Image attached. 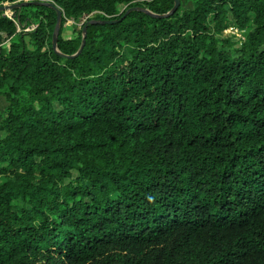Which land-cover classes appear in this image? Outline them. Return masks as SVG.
I'll use <instances>...</instances> for the list:
<instances>
[{
    "label": "trees",
    "instance_id": "16d2710c",
    "mask_svg": "<svg viewBox=\"0 0 264 264\" xmlns=\"http://www.w3.org/2000/svg\"><path fill=\"white\" fill-rule=\"evenodd\" d=\"M41 1L81 49L0 10V264H264V0Z\"/></svg>",
    "mask_w": 264,
    "mask_h": 264
},
{
    "label": "water",
    "instance_id": "95a60500",
    "mask_svg": "<svg viewBox=\"0 0 264 264\" xmlns=\"http://www.w3.org/2000/svg\"><path fill=\"white\" fill-rule=\"evenodd\" d=\"M180 0H174L173 6L165 13H153L151 11H149L148 9L144 8V7H140V6H136V5H131L129 7H127L125 9V11L123 12V14L121 15L124 16L127 12L131 11V10H140V11H144L147 14H150L152 16L155 17H162V16H168L170 13H172L177 6L179 5ZM25 4H42V5H46L48 7H51L53 10H55L56 12V22H55V28L54 31L52 33V47L54 48V50L61 56H73L74 54L78 53L81 49V46L78 48V50L76 51V53H74L73 55H66L63 54L61 52H58L56 49V37H57V33L59 31V25H60V19H61V15H62V11L61 9L54 4L52 1H41V0H22L19 2H13V3H6V4H1L0 5V10H11L14 7L17 6H21V5H25ZM117 19H111V18H105V19H100V20H96V19H87L84 21L83 25H82V30H83V35L85 34V30H86V26L89 23H114L116 22ZM83 43V42H82ZM82 45V44H81Z\"/></svg>",
    "mask_w": 264,
    "mask_h": 264
},
{
    "label": "rangeland",
    "instance_id": "374dc122",
    "mask_svg": "<svg viewBox=\"0 0 264 264\" xmlns=\"http://www.w3.org/2000/svg\"><path fill=\"white\" fill-rule=\"evenodd\" d=\"M181 2H182V5L183 6H186V7H190L191 6V1L190 0H181ZM6 3H10V2H6V1L3 2V4H6ZM119 8L122 9L123 8L122 5L119 6ZM4 13L7 14V15H9V16L11 15V11L10 10H5ZM90 16H91V14H89L87 17H90ZM87 17L82 18L80 21H78L76 23V25L79 27V25L81 24V22L85 21L87 19ZM70 22H72V21L69 20L66 23H64V29H63V34L64 35H69L70 33H72V31L70 29V26H69ZM17 27L20 28L19 24H17ZM229 30H231V29H227L225 33H227V34H233L235 32L234 30H233V32L232 31H229ZM243 31L244 30H238V31H236L237 34H235V36L238 37V34L239 35H242L243 34ZM4 103H5L4 97L2 95H0V115H1L2 109L4 107Z\"/></svg>",
    "mask_w": 264,
    "mask_h": 264
},
{
    "label": "built area",
    "instance_id": "2783aa9c",
    "mask_svg": "<svg viewBox=\"0 0 264 264\" xmlns=\"http://www.w3.org/2000/svg\"><path fill=\"white\" fill-rule=\"evenodd\" d=\"M227 29H231V30H229V31H232V32H233V30H234L235 32H234L233 34H237L236 31L240 30V29H237V28H235V27H228ZM227 29H225L224 32H226ZM238 36H240V35L238 34Z\"/></svg>",
    "mask_w": 264,
    "mask_h": 264
}]
</instances>
